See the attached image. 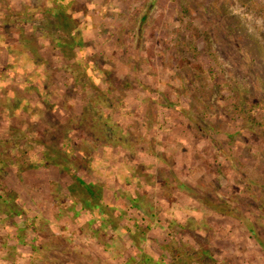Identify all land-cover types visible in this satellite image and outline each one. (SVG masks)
Segmentation results:
<instances>
[{"label":"rangeland","instance_id":"obj_1","mask_svg":"<svg viewBox=\"0 0 264 264\" xmlns=\"http://www.w3.org/2000/svg\"><path fill=\"white\" fill-rule=\"evenodd\" d=\"M122 254L264 264V0H0V264Z\"/></svg>","mask_w":264,"mask_h":264},{"label":"trees","instance_id":"obj_2","mask_svg":"<svg viewBox=\"0 0 264 264\" xmlns=\"http://www.w3.org/2000/svg\"><path fill=\"white\" fill-rule=\"evenodd\" d=\"M31 167H33V165ZM78 182H79L80 186H82L84 189L86 188L85 192L88 195H90L91 198H93V202H94L93 207L96 208V209L103 210L104 208L101 205H99L98 202H97L98 200H102L103 199L102 195L99 193V190L97 191L94 188H91L89 185H86L85 183H83L80 179H78ZM85 200H83L82 205H83L84 208H89L90 204H89V202L87 200L86 201ZM3 201H5V200H3ZM128 201H129V203H130L132 208L137 209L142 214L146 213V211H145L146 209L144 208L145 204L141 201L140 197L137 196L135 198H128ZM207 205L210 206L212 204L210 203V201H208ZM93 207H91V208H93ZM210 207H212L214 210L220 212L221 214L227 213V210L224 209L223 207L219 206V205L210 206ZM16 213H20V212L17 211ZM149 216H151V215H149ZM105 222L106 221H103L102 228L106 227V225H105L106 223ZM186 223H187V225H190V224L192 225L194 222H193V220L191 218H189L188 220H186ZM169 225H170L169 227L171 228V227L175 226L176 224L173 221H171V223H169ZM93 230L96 231L95 228H93ZM95 234L97 235L96 232H95ZM121 260H122L123 264H170V263H168L166 261L164 262V260H157V259H154V258L148 256V255L147 256L146 255H141L139 257V259L135 260L134 258H132V257H130L128 255L125 256V254H122L121 255Z\"/></svg>","mask_w":264,"mask_h":264}]
</instances>
